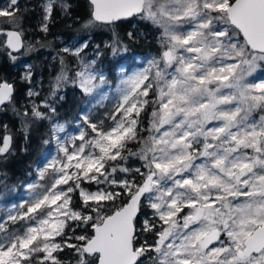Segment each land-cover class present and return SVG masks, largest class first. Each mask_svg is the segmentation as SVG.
Masks as SVG:
<instances>
[{
    "label": "snow or ice",
    "instance_id": "snow-or-ice-1",
    "mask_svg": "<svg viewBox=\"0 0 264 264\" xmlns=\"http://www.w3.org/2000/svg\"><path fill=\"white\" fill-rule=\"evenodd\" d=\"M88 6L85 31L137 17L159 30V55L132 74L120 69L114 102L101 116L93 109L106 98L100 91L106 76L95 61L81 58L69 75L58 54L61 69L43 97L32 65H24L20 108L17 89L0 77V112L11 108L25 142L35 124L47 121L43 143L55 145L27 185L28 198L2 210L0 264H64L59 253L66 248L75 264H264V80H249L264 71V0H88ZM39 7V30L47 34L54 10L71 17L73 3L43 0ZM20 12L19 0H9L0 18L19 26ZM5 34L4 54L14 63L25 54L23 34ZM87 47L84 38L59 52L80 57ZM109 47L127 51L115 37ZM69 84L86 102L71 130L52 119ZM2 127L6 161L13 135ZM133 157L140 167L128 165Z\"/></svg>",
    "mask_w": 264,
    "mask_h": 264
},
{
    "label": "trees",
    "instance_id": "trees-1",
    "mask_svg": "<svg viewBox=\"0 0 264 264\" xmlns=\"http://www.w3.org/2000/svg\"><path fill=\"white\" fill-rule=\"evenodd\" d=\"M42 2L43 0H19L20 15L22 17L19 26L8 23L6 18H0V77L13 83L17 89L15 93V99L18 101L15 104L17 108L26 103L27 85L20 79L25 71L24 57L26 56L28 63L32 65L36 89L43 97L48 95L49 84L61 69L58 54L63 57L65 65L69 69V75L77 71L76 57L59 52L68 41L75 40L82 43L84 38H87L88 47L84 49L83 53L97 57L100 65L106 70L109 80L113 83L116 82L117 70L122 64L134 65L137 56L148 53L159 55V30L146 22L140 21L137 17L120 22L119 26L114 29L107 25H101L85 31L83 26L90 11L88 0H72L71 17L60 12L59 9H55L54 22L49 25V32L45 34L39 30L42 16V9L39 5ZM7 3L8 0H0V8L7 6ZM12 30L22 32L25 44V49L22 51L25 54H17L18 59L14 63L4 54L7 51L5 48V33ZM128 32L133 33L135 37L133 40L128 38ZM114 37L127 45V51L113 53L109 45H112ZM38 42L47 46L38 50L27 51L29 45H36ZM97 45H99V55H97ZM109 69L114 70L109 71ZM262 74H264V71H257L249 77V80L255 82L256 78ZM64 91L66 92V99L57 105L59 118L62 120L75 119L82 108L84 97L71 84L66 86ZM100 110L104 111L106 109L100 108ZM141 118L146 125L147 118L143 114ZM3 124L8 125V129L13 135V154L6 161H0V190L12 186L21 187L32 173L34 165L53 146V144L46 145L43 143V140L50 135L51 125L47 121L39 122L33 126L28 134L27 142L23 139L24 133L19 118L13 114L11 108L6 112H0V136L6 134L2 127ZM131 147L136 150L137 146L132 145ZM127 163L132 168L140 167L141 164L134 157L130 158ZM89 188L93 189L95 186ZM73 203L79 204L80 202L75 197ZM59 255L64 264H75L74 253L71 249L66 248Z\"/></svg>",
    "mask_w": 264,
    "mask_h": 264
},
{
    "label": "rangeland",
    "instance_id": "rangeland-1",
    "mask_svg": "<svg viewBox=\"0 0 264 264\" xmlns=\"http://www.w3.org/2000/svg\"><path fill=\"white\" fill-rule=\"evenodd\" d=\"M8 2H9V0H8ZM82 43H78L77 41L72 40V41L66 42L64 47H69V48L79 47ZM152 57H158V56L153 54V53H148V54L143 55V56H137L136 62L134 65H130L128 63L122 64L117 70V79H116V82H114V83L109 80L106 70L104 69V67H102L100 65V62L98 61L97 57L89 56L87 53H83V52L81 53L80 57H76L77 70H79V68L81 66L80 62H81V58H82L84 63H88L89 61H95V67L99 68L104 73V75L106 76L105 84L101 85V87H100V91L103 93L104 97H106V98L103 99L102 102L100 104L96 105V107L93 109L95 116L103 115L106 112V110L110 109L112 103L114 102L115 96L117 94V88L119 87V84H120V78H121L120 69L121 68L126 69L128 74H132V73H134L136 71H140L144 67H146L147 61L149 59H151ZM24 61H25L24 65L29 64L27 61V56L24 57ZM262 80H264V74H262L258 78H256L255 82L262 81ZM85 107H86V102L84 99V103L82 105L81 110ZM100 108H105L106 110L101 111ZM81 110H80V112H81ZM78 116H79V114H78ZM78 116L75 119L62 120L61 118H59V114L57 112V114L54 115L52 117V119H53V121L65 123L69 127V129L71 130L72 128L75 127V125L77 123ZM51 155H55V145L54 144L49 150H47L43 154L41 160L34 165L32 173L28 176L27 180L22 184L21 187L12 186V187H8V188H4L3 190H0V215L3 214L2 210L5 206H11L12 204L18 203L21 200L28 198L29 193H28L27 185L37 181V179H38L37 171H36L37 168L42 167L43 164L45 163L46 157H50ZM89 190L95 191L96 189L95 188H93V189L89 188ZM74 200H75V196L73 197V202H74ZM57 239H59V238H57Z\"/></svg>",
    "mask_w": 264,
    "mask_h": 264
},
{
    "label": "water",
    "instance_id": "water-1",
    "mask_svg": "<svg viewBox=\"0 0 264 264\" xmlns=\"http://www.w3.org/2000/svg\"><path fill=\"white\" fill-rule=\"evenodd\" d=\"M7 38H8V37H6V40H7ZM22 38H23V35H22ZM23 40H24V39H23ZM21 51H23V49H22ZM10 83H11V82H10ZM12 84H13V83H12Z\"/></svg>",
    "mask_w": 264,
    "mask_h": 264
}]
</instances>
